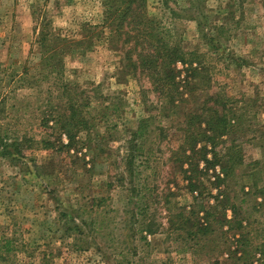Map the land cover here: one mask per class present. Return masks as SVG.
Instances as JSON below:
<instances>
[{"label": "rangeland", "instance_id": "374dc122", "mask_svg": "<svg viewBox=\"0 0 264 264\" xmlns=\"http://www.w3.org/2000/svg\"><path fill=\"white\" fill-rule=\"evenodd\" d=\"M105 1L0 0V264H206L220 256L182 250L169 227L194 202L175 161L184 117L206 109L210 96L228 118L239 116L222 139L241 148L243 161H260L264 187V0H144L165 39L181 46L172 102L128 65L133 40H108ZM70 99L86 119L76 132ZM236 169L227 190L239 202L250 180ZM252 195L243 207L261 232L264 207L251 206L264 204V192Z\"/></svg>", "mask_w": 264, "mask_h": 264}, {"label": "trees", "instance_id": "16d2710c", "mask_svg": "<svg viewBox=\"0 0 264 264\" xmlns=\"http://www.w3.org/2000/svg\"><path fill=\"white\" fill-rule=\"evenodd\" d=\"M105 2L108 6L104 24L110 27L108 40H113V36L123 37L125 42L133 40V45L126 51L128 65L133 70L144 72L154 84V91L158 95L164 94L172 102L178 89L173 64L178 58L184 60L181 46L165 39L163 27L154 23L146 14L144 0ZM44 38L45 36L40 41ZM192 74H199V71L193 68ZM61 86L63 91L71 88L68 82H63ZM209 98L210 101L204 103L206 109L196 113L187 112L184 117V138L176 151L179 156L175 161L186 181L187 190L193 193L194 202L181 206L176 215L177 221L170 218L169 227L173 232L179 230L175 236L184 243L182 250L206 256H211L214 252L220 255H214L206 264H264V228L259 232L243 207L245 195L264 192V187L258 184L260 161H243L241 148L235 142H230V139H222L240 119L239 116L235 117L236 120L228 118L224 112L225 105L218 109V98ZM80 106L81 103L74 106L71 99L67 105L71 117H74L72 123L77 127L75 132L81 125L85 127L86 119ZM137 131L136 135H140L141 129ZM75 132L68 134L70 143L74 141ZM220 138L222 145L218 147ZM131 163L132 159L129 161L130 166ZM237 167L243 169L240 177L244 179L247 176L250 180L239 187V192L243 195L239 202L234 201L227 190V181L235 176ZM213 189L216 190L215 193L212 192ZM210 196L222 204L221 211L212 209L215 201L210 202ZM251 207L254 211H259L264 204L257 202ZM155 230L149 229V232L153 233ZM260 234L263 237L256 242ZM8 242L6 240L5 244Z\"/></svg>", "mask_w": 264, "mask_h": 264}]
</instances>
